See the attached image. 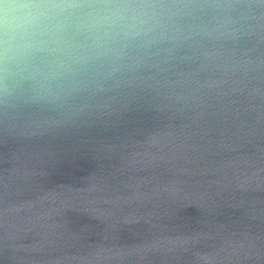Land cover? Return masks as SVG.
Listing matches in <instances>:
<instances>
[{"label":"water","instance_id":"obj_1","mask_svg":"<svg viewBox=\"0 0 264 264\" xmlns=\"http://www.w3.org/2000/svg\"><path fill=\"white\" fill-rule=\"evenodd\" d=\"M57 3L0 65V264H264V0Z\"/></svg>","mask_w":264,"mask_h":264},{"label":"clouds","instance_id":"obj_2","mask_svg":"<svg viewBox=\"0 0 264 264\" xmlns=\"http://www.w3.org/2000/svg\"><path fill=\"white\" fill-rule=\"evenodd\" d=\"M4 0H0V65L27 57L41 41L39 37L52 31L51 22L65 11L57 0H23L14 5L22 14L4 15Z\"/></svg>","mask_w":264,"mask_h":264}]
</instances>
